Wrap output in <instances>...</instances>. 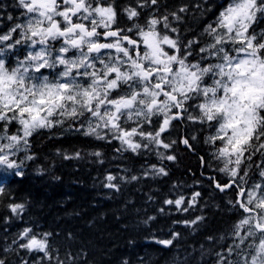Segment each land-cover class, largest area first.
Instances as JSON below:
<instances>
[{
  "label": "snow or ice",
  "instance_id": "obj_1",
  "mask_svg": "<svg viewBox=\"0 0 264 264\" xmlns=\"http://www.w3.org/2000/svg\"><path fill=\"white\" fill-rule=\"evenodd\" d=\"M157 4L158 0H137V7H125L133 23L124 29L118 26L114 5L104 0H16L20 18L0 33V166L18 169L10 155L21 151V144L26 148L35 130L68 121L72 127L79 125L76 130L85 136L118 140L133 153L162 148L165 152L156 155L168 161L175 159L166 154L177 143L165 135L173 121L206 125L214 131L205 143L223 162L219 171L231 178L216 187L223 192L235 186L238 199L230 203L243 214L233 226L232 243L216 254V264H264V31L257 34L253 29L264 17V0H228L201 33L211 38L203 46L199 38L183 44L178 35H169L179 31L169 19L179 21L178 13L162 17L152 13L144 25L136 22L138 9ZM17 46L27 51L10 67L5 57ZM196 47L200 59L191 62ZM13 124L19 126L14 132ZM182 142L190 147L187 139ZM257 155L259 163L254 160ZM253 167L261 180L245 188ZM167 174L156 165L145 171L146 176ZM116 179L106 176L104 187L118 190ZM199 195L188 202L181 196L165 204L186 211L183 205L195 204ZM9 208L19 216L25 206ZM50 235L26 227L13 244L43 254L34 264H65L52 255ZM156 242L168 247L173 240ZM0 264L5 261L0 259Z\"/></svg>",
  "mask_w": 264,
  "mask_h": 264
},
{
  "label": "trees",
  "instance_id": "obj_2",
  "mask_svg": "<svg viewBox=\"0 0 264 264\" xmlns=\"http://www.w3.org/2000/svg\"><path fill=\"white\" fill-rule=\"evenodd\" d=\"M104 2L114 5L120 28L131 26L133 21L127 19L124 8L137 7V0ZM226 3L228 0H158L156 6L138 9L141 15L136 22L144 25L152 13L161 17L178 13L179 21L169 19L179 31L169 35H178L183 44L199 38V46H203L211 38L201 33ZM15 4L16 0H0V33L20 18L21 10ZM181 7L187 11L179 12ZM9 15L14 17L12 21ZM253 29L257 34L264 31V17L258 18ZM200 55L196 47L189 60L196 62ZM70 125L68 121L35 130L28 146L21 144L22 150L10 158L20 167L9 170L0 166V187L4 189L0 194V259L5 264H24L25 260L34 264L43 255L13 244L26 227L34 233H51L52 255L65 264H216V254L232 243L233 226L243 214L238 205L230 203L238 199L237 189L222 192L216 187L229 179L219 171L223 163L213 155L215 148L205 143L213 129L187 120L173 121L165 135L169 141H177L166 152L175 159L168 161L156 155L165 152L162 148L137 154L118 140L85 136L76 130L79 125ZM18 127L13 124L10 129L14 132ZM96 152L101 155H93ZM65 155L71 158L65 159ZM254 160L259 163V155ZM151 165L165 168L168 174L146 176ZM108 175L117 178L113 183L118 190L104 187ZM132 176L138 179L131 180ZM247 179L245 188L260 182L255 167ZM197 192L195 204L183 205L186 211L165 204L181 196L191 201ZM10 204H23L24 211L14 215ZM165 239H172V245L156 242Z\"/></svg>",
  "mask_w": 264,
  "mask_h": 264
},
{
  "label": "rangeland",
  "instance_id": "obj_3",
  "mask_svg": "<svg viewBox=\"0 0 264 264\" xmlns=\"http://www.w3.org/2000/svg\"><path fill=\"white\" fill-rule=\"evenodd\" d=\"M230 46H228V47H226V48H229ZM21 48H22V54H21V56H20V58H23V56L26 54V49H24L23 47H21V46H17V48L15 49V50H21ZM230 55H235V53L234 52H230ZM18 56H13V61H11V62H9L8 64H9V66L11 67V66H14V64H15V61H16V58H17ZM6 59V58H5ZM213 62H216V61H213ZM208 83H211V80L209 79L208 81H207ZM17 153V152H16ZM14 155H10V157H13Z\"/></svg>",
  "mask_w": 264,
  "mask_h": 264
},
{
  "label": "water",
  "instance_id": "obj_4",
  "mask_svg": "<svg viewBox=\"0 0 264 264\" xmlns=\"http://www.w3.org/2000/svg\"><path fill=\"white\" fill-rule=\"evenodd\" d=\"M227 189V188H226Z\"/></svg>",
  "mask_w": 264,
  "mask_h": 264
}]
</instances>
